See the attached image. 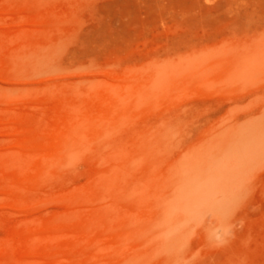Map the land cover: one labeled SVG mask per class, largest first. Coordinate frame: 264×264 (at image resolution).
Here are the masks:
<instances>
[{
    "label": "rangeland",
    "instance_id": "rangeland-1",
    "mask_svg": "<svg viewBox=\"0 0 264 264\" xmlns=\"http://www.w3.org/2000/svg\"><path fill=\"white\" fill-rule=\"evenodd\" d=\"M57 1L71 19L55 46L58 65L50 62L48 72L23 78L3 69L0 128L20 115L39 116L43 137L53 139V125L68 112L65 102L89 107L96 98L102 104L123 85L140 82L148 91L141 118L131 111L112 136H103L110 147L53 170L42 186L29 179L33 195L15 201L0 178V251L9 250L13 233L30 236V224L44 223L71 203L85 213L110 203L114 213L121 207L130 224L140 226L175 194L188 164L205 158L223 168L207 183H191L185 197L198 204L185 228L183 257L165 264H264V0ZM25 2L0 0L6 49L20 44L11 18ZM237 114L248 116L237 120ZM17 137L0 134V152ZM103 156L115 171L104 172ZM6 171L0 167V177ZM11 172L30 173L23 167ZM99 172L112 185L95 200L90 187ZM138 248L117 231L85 250L82 264H122Z\"/></svg>",
    "mask_w": 264,
    "mask_h": 264
},
{
    "label": "bare ground",
    "instance_id": "bare-ground-1",
    "mask_svg": "<svg viewBox=\"0 0 264 264\" xmlns=\"http://www.w3.org/2000/svg\"><path fill=\"white\" fill-rule=\"evenodd\" d=\"M52 1L28 0L13 9L11 23L17 29L15 33L20 44L6 49L1 40L5 32L0 30V76L4 74L3 69L11 72L12 78H23L32 73L48 72L50 62L58 65L55 46L64 39L65 27L71 23V19L57 0V4ZM71 9L68 8V12ZM28 30L32 33L27 34L30 32ZM252 55L258 58L256 52ZM225 73L221 76L225 77ZM147 89L142 82L123 85L119 93H112L102 104L94 98L89 107L81 100L72 104L64 101L68 112L53 125L56 134L53 139L43 137L39 116L20 115L10 120L8 127L0 128L2 135L18 136L12 141L7 140L9 150L0 152V167L7 170V174L0 178L7 182L8 192L14 200L21 202L25 195L34 194L33 186L25 183L29 179L34 181L35 186H42L53 170L75 167L87 153L110 147L111 142L106 143L103 136H112L128 121L131 111H135V119L141 118L139 104L146 99ZM241 98L237 96L233 99L238 102ZM244 116L248 114H237L235 119ZM106 160L104 156L100 158L104 172L115 171L116 164ZM14 167H23L30 173H12ZM187 167V171L179 175L180 184L175 194L166 200L164 207L144 217L142 225H131L133 218L127 217L121 207L118 213H114L115 208L110 203H100L88 213L71 203L68 210L57 213L44 223L30 224V236L20 238L13 233L9 250L0 251L4 257L1 264H82L85 250L108 240L117 231L126 240L127 246L131 241L139 246L127 255L122 264H159L162 254H165L164 264L181 259L185 228L189 220L194 219L198 204L194 196L185 197V194L190 191L191 183H207L209 178L214 177V171H220L223 165L211 159L199 158ZM111 185L110 179L100 176L99 182L90 187L94 194L91 199L98 200L97 192Z\"/></svg>",
    "mask_w": 264,
    "mask_h": 264
}]
</instances>
